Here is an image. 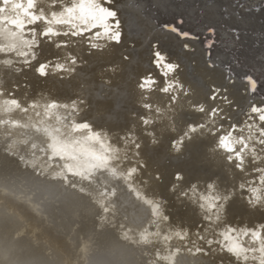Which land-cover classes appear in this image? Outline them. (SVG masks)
<instances>
[{
  "label": "bare ground",
  "instance_id": "1",
  "mask_svg": "<svg viewBox=\"0 0 264 264\" xmlns=\"http://www.w3.org/2000/svg\"><path fill=\"white\" fill-rule=\"evenodd\" d=\"M216 2L222 5L230 0ZM251 16L238 53L245 64L259 66L260 55H252L250 46L256 40L254 33L264 31V12ZM148 55L141 50V68L148 67ZM18 66L23 70L16 79L27 85V91L9 97V80L15 77L7 75L6 66L0 65V87L4 89L0 95V264H258L251 256L248 261L237 259L221 250L218 243L209 246V239H222L217 230L223 223L210 222L207 232L195 234L203 223L197 210L178 201V191H170L176 172L184 174V187L215 176L220 177L222 187H231L223 169L208 160L215 137L194 139L187 145L184 158L161 161L159 154L167 151V140L156 153H147L149 167L158 166L160 174L159 180H153L140 169L141 158L135 157L131 146L122 145L116 138L114 130L123 135L120 129L131 127V119L122 118L119 112L106 117L95 102L81 115L70 108H58L48 116L46 105L57 100L53 94L71 95L70 90L37 79L30 66ZM150 71L154 79H163L162 67L153 65ZM258 92L257 98L264 93V84ZM11 99L19 100L28 111L6 110L9 105L4 101ZM33 101L38 105L35 108L30 106ZM57 101L70 104L62 98ZM202 115H190L189 122ZM73 118L77 123L84 119L92 122L99 138L81 139L89 133L72 131ZM232 119L236 123L246 117L233 114ZM134 168L140 170L133 172ZM241 181L237 175L235 183ZM160 195L169 201L162 206L163 212L155 207ZM227 211L228 223L248 227H255L258 221L264 223V211L252 209L239 198H234ZM170 214L185 225L164 218ZM185 230L188 235L181 239ZM245 246L259 247L248 242ZM198 247L209 255L196 253ZM252 255L259 257L260 253Z\"/></svg>",
  "mask_w": 264,
  "mask_h": 264
},
{
  "label": "snow or ice",
  "instance_id": "2",
  "mask_svg": "<svg viewBox=\"0 0 264 264\" xmlns=\"http://www.w3.org/2000/svg\"><path fill=\"white\" fill-rule=\"evenodd\" d=\"M6 2L0 0V17ZM14 3L24 21L22 31L27 38H32L33 27L30 26L35 25L40 30V45L34 48V54L38 55L35 60L30 56L25 61L36 78H43L45 83L52 81L54 87L70 90L71 95L53 94L57 100L62 98L70 103L72 100L86 101L88 105L95 102L103 108L106 117L119 112L122 118L131 119L132 126L122 127L120 131L123 135L116 132V138L126 145L133 135L138 136L136 143L130 146L140 153L143 160L147 161L146 154L156 153L166 140L168 147L166 152L159 154L161 161L184 158L187 145L200 136L211 135L218 144L221 137L232 130L233 124H244L245 119L234 123L233 114H243L248 119V110L254 104L264 105V96L256 97L264 84V52L259 58L261 64L250 66L241 60L237 51L242 36L247 34L252 23L251 14L264 12V0H230V3L222 5H218L216 0H76V7L83 5L89 14V23L80 36L46 33V28L54 26L48 25L44 19L35 24L27 23L41 15L40 9L30 7V0H14ZM71 7L72 0L68 3V10ZM63 8L60 3L55 7L49 5L43 14L51 19L53 13H60ZM14 19H0V44L6 45L18 38L12 34L20 32L21 25L14 23ZM4 25L11 31H7ZM100 34L112 38L105 40L107 47H93L92 36ZM53 35L55 39L51 38ZM254 35L264 40V31ZM60 37L67 39H56ZM255 46L260 45L257 43ZM141 50L149 54L148 67L141 68ZM67 53L76 57L71 75L62 67H57L58 60L53 59L71 62ZM11 56V53L0 52V64H10ZM153 65L157 69L162 67L163 79H154L150 71ZM110 67L114 70H109ZM6 68V74L15 77L9 80V97L23 95L27 85L20 84L16 79L18 69ZM176 81L184 88L174 89ZM149 84L150 88L147 87ZM46 90L52 93L51 89ZM32 96L34 98L35 94ZM12 100L15 99L4 103ZM204 106L206 109L201 111ZM213 109L224 117H215L218 121L216 127L209 123ZM194 114L203 115L199 120L189 122V116ZM252 119L260 122L264 117L253 112ZM225 124L228 126L219 128ZM261 127L264 128V123ZM171 134L175 135L174 139ZM141 142L142 146L138 147ZM254 143L259 144V141ZM259 149L264 150V144L259 145ZM261 154L264 155V151ZM233 156V152H223L215 147L209 150L208 160L222 168L232 183L231 187H222L219 176L202 181L204 195L212 190L210 184L215 181L217 190L227 197L230 190L239 189V184L235 183L237 175L245 183L259 182L257 178L264 175V160L257 164L250 156L247 166L241 167V159H233ZM144 170L151 179L158 180V166L150 168L148 165ZM177 173L180 172H176L175 180L181 185L175 191H178L177 200L192 206L189 196L182 193L185 189H193V185L184 187ZM235 198L243 201L242 196ZM170 218L185 225L180 219L174 220L171 214ZM198 219L203 223L198 225L197 235L199 231H205L211 222L201 215Z\"/></svg>",
  "mask_w": 264,
  "mask_h": 264
},
{
  "label": "clouds",
  "instance_id": "3",
  "mask_svg": "<svg viewBox=\"0 0 264 264\" xmlns=\"http://www.w3.org/2000/svg\"><path fill=\"white\" fill-rule=\"evenodd\" d=\"M58 3L63 4L64 8L60 13H53L52 18L49 19L47 15H44L45 9L51 5L55 7ZM30 7L34 9H40L41 15L37 17L35 21L28 20V24L39 23L40 19H44L48 25L54 26L45 29V32H53L55 35L59 34H68L72 33V35L80 36L82 31L84 30V26L89 23L88 13H86L83 5L81 7H76V0H72L71 10H68V2L67 0H30ZM17 5H15L14 0H7L4 5V10L2 13V17L0 19H10L13 20L14 23H18L21 25V31L17 33H13L14 37H18L13 42L9 44H0V52L11 53V63L8 65H4L6 67H15L18 69L17 74H19L23 69L19 67V64H25V61L31 56L32 60L36 59L38 54H34V48L39 47L40 39V30L33 27L32 29V38L29 40L27 36L23 33L22 29L24 26V21L20 17L19 11H17ZM4 28L7 31H11L7 25H4ZM55 35L51 38L55 39ZM106 39H112L111 37H106L104 34H100L99 36L93 35L91 38V42L93 47H107L108 45L105 43ZM122 39V37H121ZM67 56L71 60H59V58H54L58 60L57 67H62L65 72L69 75L74 72L73 64L76 62V57L72 55V53H67ZM19 61V63H17ZM3 65V64H0ZM109 70H114L110 67ZM55 71V70H53ZM147 87H151V84L147 85ZM174 89L179 90L183 89L184 85L179 81L174 82ZM4 89L0 87V95H3ZM231 103V101H229ZM83 104L84 107L81 108L80 105ZM9 108L6 109L8 111L14 110L16 108H20L22 111L27 112L28 108L22 107L19 100H12L8 102ZM31 107H37V103L33 101L30 105ZM88 104L86 101L72 100L69 104L67 102L60 103L57 100H52L48 105H46V112L48 116H51L53 111L58 108L71 109L72 112H75L77 115H81L84 113ZM206 106L201 108V111H204ZM255 112L258 116L264 117V105H256L254 104L251 109L248 110V119H245L244 124L236 125L233 124L232 130L228 131L226 136L221 137V141L216 144L214 147L223 152H233V159L239 157L242 161L241 167L247 166L248 157L252 156L255 158V162L259 164L262 160H264V155L261 154L262 151L259 149V145L264 144V128L261 127V123H264V120L257 122V120L252 119V113ZM71 114V113H69ZM220 116L221 119H224L223 116L220 115V112L213 109L212 114H210L209 123L216 127L218 121L215 117ZM58 119H62L58 116ZM249 120L251 122L249 123ZM19 123V122H17ZM151 123V121H149ZM72 131H84L87 130L89 135L87 137H82L81 139H98L99 131L93 132L95 125L90 122L88 119H84L83 122L77 123L76 119L72 120ZM189 127H195L194 125H190ZM225 125H220L219 128H223ZM219 128L216 130L219 131ZM47 130V129H46ZM210 130V129H209ZM59 131V129H57ZM117 132L116 130H114ZM199 131V129H197ZM242 133V135H241ZM259 133V135H258ZM139 139L138 136L133 135L131 140L126 144L129 146L131 144H135L136 140ZM254 141H259V144L254 143ZM108 143H111L109 140ZM139 145L138 147L142 146ZM103 146V142H101ZM243 145L244 147H241ZM178 147H182L178 145ZM239 148L240 151L236 152L235 150ZM131 151L135 155V157H140V153L131 148ZM148 167L146 160H140V169H146ZM140 169H132L133 172L139 171ZM177 177L180 181H184L185 176L183 173H177ZM158 180L160 179V174L157 173ZM259 182L253 181L251 183H245L243 180L239 182L238 190H230V194L225 197L222 191H218L216 188L215 181H212L210 184V188L212 189L204 195L201 191L203 186L202 181L192 182L193 189H185L182 195L189 196L192 201V207L197 210V214L204 216V218L208 221H211L213 225L223 223V227L219 228L218 235L222 237V239L212 240L209 239L207 244L211 246L214 243H218L220 245V249L223 251H227L231 255L235 256L237 259H243L244 261H248L250 259H254L258 261V264H264V223L256 222L255 227H248L247 224L244 226H239L238 224L228 223V206L229 202L237 196H242L243 201H245L252 209L259 208L261 211H264V175L257 178ZM199 184L200 187H196ZM179 183H174L170 188L171 192H175L180 188ZM243 190V191H240ZM190 194V195H189ZM159 202L155 205L156 209H159L163 212L164 205H169V201L165 199L163 196L158 197ZM164 218L166 220L171 219L170 216L165 215ZM239 218H237L238 220ZM206 232L208 229L205 230ZM179 235V233H178ZM188 235V231L185 230L184 235H181V239H185ZM199 235V234H198ZM200 239L203 240L204 237L200 236ZM245 242L250 244H258L259 247L252 248L246 247ZM215 251V249H214ZM204 252L205 255H209V253L202 248H197L196 253ZM256 252L260 253V256L257 257L252 255Z\"/></svg>",
  "mask_w": 264,
  "mask_h": 264
},
{
  "label": "water",
  "instance_id": "4",
  "mask_svg": "<svg viewBox=\"0 0 264 264\" xmlns=\"http://www.w3.org/2000/svg\"><path fill=\"white\" fill-rule=\"evenodd\" d=\"M256 40H255V43H253V46H250V44L248 45V46H250L251 47V53H252V55H254V54H256L257 53V55H261V53L262 52H264V42L262 43V42H260V37L259 36H257L256 35ZM257 40H259V42L257 41ZM256 42H258L259 43V47H256L255 45L257 44ZM241 46H243V45H240V47L239 48H241ZM249 47V48H250ZM238 48V49H239ZM245 48V47H244ZM238 51V50H237ZM259 93L260 92H257V95L259 96ZM260 96H264V93L263 94H260Z\"/></svg>",
  "mask_w": 264,
  "mask_h": 264
},
{
  "label": "rangeland",
  "instance_id": "5",
  "mask_svg": "<svg viewBox=\"0 0 264 264\" xmlns=\"http://www.w3.org/2000/svg\"><path fill=\"white\" fill-rule=\"evenodd\" d=\"M263 19L261 18L260 21H262Z\"/></svg>",
  "mask_w": 264,
  "mask_h": 264
}]
</instances>
